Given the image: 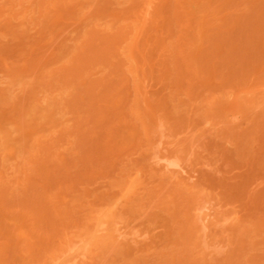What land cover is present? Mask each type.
<instances>
[{"label": "rangeland", "instance_id": "1", "mask_svg": "<svg viewBox=\"0 0 264 264\" xmlns=\"http://www.w3.org/2000/svg\"><path fill=\"white\" fill-rule=\"evenodd\" d=\"M0 264H264V0H0Z\"/></svg>", "mask_w": 264, "mask_h": 264}]
</instances>
